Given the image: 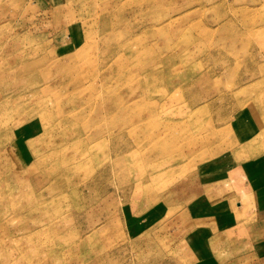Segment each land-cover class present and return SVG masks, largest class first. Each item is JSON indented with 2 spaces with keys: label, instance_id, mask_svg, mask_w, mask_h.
<instances>
[{
  "label": "rangeland",
  "instance_id": "obj_1",
  "mask_svg": "<svg viewBox=\"0 0 264 264\" xmlns=\"http://www.w3.org/2000/svg\"><path fill=\"white\" fill-rule=\"evenodd\" d=\"M263 185L264 0H0V264H264Z\"/></svg>",
  "mask_w": 264,
  "mask_h": 264
},
{
  "label": "crops",
  "instance_id": "obj_2",
  "mask_svg": "<svg viewBox=\"0 0 264 264\" xmlns=\"http://www.w3.org/2000/svg\"><path fill=\"white\" fill-rule=\"evenodd\" d=\"M262 187L259 189V192H257V196H256V202H255V208L257 209L256 213L254 212L248 214V211H246L245 213H243L242 211V215H243L242 218H244L243 221L251 220L256 214H259L260 217L263 218L262 221H264V185Z\"/></svg>",
  "mask_w": 264,
  "mask_h": 264
}]
</instances>
